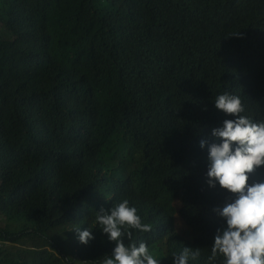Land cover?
<instances>
[{
    "label": "trees",
    "instance_id": "trees-1",
    "mask_svg": "<svg viewBox=\"0 0 264 264\" xmlns=\"http://www.w3.org/2000/svg\"><path fill=\"white\" fill-rule=\"evenodd\" d=\"M225 92L264 120V0H0V241L33 248L0 264H102L96 213L124 199L151 226L125 244L220 264L230 194L206 183L200 140L235 119L214 107Z\"/></svg>",
    "mask_w": 264,
    "mask_h": 264
},
{
    "label": "clouds",
    "instance_id": "clouds-1",
    "mask_svg": "<svg viewBox=\"0 0 264 264\" xmlns=\"http://www.w3.org/2000/svg\"><path fill=\"white\" fill-rule=\"evenodd\" d=\"M214 107L235 119H225L222 127L213 128L211 143L200 140L202 149L207 144L206 183L212 188L219 185L230 194L222 207L213 209L223 223L216 230L207 259L215 262L220 258V264H264V181L249 183L250 176L264 167V120L241 115L245 112L241 98L228 92L215 98ZM95 220L115 245L102 264H159L146 243L124 242L133 241L132 230L151 231L127 199L107 211L101 208ZM73 230L81 244L95 238L90 228ZM200 255L199 248L184 247L179 254L173 253V264H188Z\"/></svg>",
    "mask_w": 264,
    "mask_h": 264
},
{
    "label": "rangeland",
    "instance_id": "rangeland-1",
    "mask_svg": "<svg viewBox=\"0 0 264 264\" xmlns=\"http://www.w3.org/2000/svg\"><path fill=\"white\" fill-rule=\"evenodd\" d=\"M12 223H13L14 226L17 227L16 223H14V222H12ZM25 245H27V244H15V245L12 246V245L9 244V243H3V242L0 241V249H1V248H3V249H11V247H15V248H17V249L14 250V251H17V253H18V252L25 253L26 250H33V248H29V249H28L27 247H25ZM48 252H49L48 250L44 249V250L41 251V253L37 254V256H38V257H39V256L43 257V256H45ZM15 255H16V254H15ZM76 264H80V263H77V262H76Z\"/></svg>",
    "mask_w": 264,
    "mask_h": 264
},
{
    "label": "bare ground",
    "instance_id": "bare-ground-1",
    "mask_svg": "<svg viewBox=\"0 0 264 264\" xmlns=\"http://www.w3.org/2000/svg\"><path fill=\"white\" fill-rule=\"evenodd\" d=\"M139 3H140V2H139ZM140 6H141V5H140ZM9 10H10V9H9ZM7 11H8V10H7ZM11 12H12V11H11ZM11 12H10V13H11ZM188 14H189V13H188ZM174 85H175V84H173V87H174ZM117 103H118V102H117ZM4 146H5V145H4ZM5 147H6V146H5ZM18 150H20V149H18ZM18 150H17V151H18ZM12 152H13V151H12ZM18 152H19V151H18ZM18 152H17V153H18ZM14 153H15V152H14ZM162 217H163V216H162Z\"/></svg>",
    "mask_w": 264,
    "mask_h": 264
}]
</instances>
